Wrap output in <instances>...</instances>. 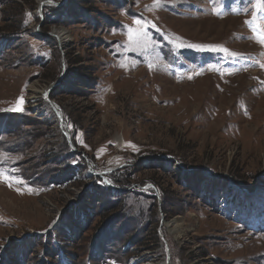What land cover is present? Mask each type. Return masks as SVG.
Segmentation results:
<instances>
[{"label": "rangeland", "instance_id": "1", "mask_svg": "<svg viewBox=\"0 0 264 264\" xmlns=\"http://www.w3.org/2000/svg\"><path fill=\"white\" fill-rule=\"evenodd\" d=\"M262 35L264 0H0V264H264Z\"/></svg>", "mask_w": 264, "mask_h": 264}, {"label": "water", "instance_id": "2", "mask_svg": "<svg viewBox=\"0 0 264 264\" xmlns=\"http://www.w3.org/2000/svg\"><path fill=\"white\" fill-rule=\"evenodd\" d=\"M40 8L42 9V5H40ZM62 78H63V75H61V77H60V79L57 81V82H55L51 87H49L46 91H44V94L45 95H47V97H48V101L50 102V104L52 105V107H53V109L55 110V112L58 114V117L61 119V123H62V127H61V129H62V133L64 134V136L67 138V140H68V142H69V144L72 146V148H74L76 151H79L78 150V148H76L75 147V145H74V142H73V139H72V136H71V134H70V129H69V126H68V124H67V122L64 120V118H63V112H62V109H61V107L59 106V104L56 102V100H52L51 98H50V93H51V91L53 90V88L54 87H56L57 85H59L60 83H61V81H62ZM58 112H60V114L58 113ZM62 113V114H61ZM81 152V151H80ZM81 154H82V156H85V153L84 152H81ZM90 167V171L92 170V173H94V175L95 176H97V177H103L105 180H106V182H107V184L109 185V186H111L113 189H114V191H116V192H121L123 189H120V188H118V187H116L114 184H112L109 180H108V178H107V176H106V174H107V172H112V171H114L115 169H106V170H104V171H101V172H97L94 168H92L91 167V165H89ZM132 188V187H131ZM131 188H129V189H127V190H130ZM127 190H123V192L124 191H127ZM169 262V261H168Z\"/></svg>", "mask_w": 264, "mask_h": 264}, {"label": "bare ground", "instance_id": "3", "mask_svg": "<svg viewBox=\"0 0 264 264\" xmlns=\"http://www.w3.org/2000/svg\"><path fill=\"white\" fill-rule=\"evenodd\" d=\"M41 3H45V2H48V1H50V0H39ZM55 34H57L56 36L59 38V40L64 44V42H66V41H64L63 40V35H62V33L60 32V31H55L54 32ZM44 96L48 99V97H47V95H45L44 94ZM33 98V97H32ZM36 98V97H35ZM22 102H24L23 100H22ZM22 102H20L18 105H16V107L17 108H19V110H21V108H22ZM60 113V112H59ZM62 114V113H61ZM60 122V121H59ZM60 124V123H59ZM61 125H62V123H61ZM119 141H122V138L120 137L119 138ZM94 175V174H93ZM95 176V175H94ZM264 198V196H258L257 197V199H258V205L260 206V204H259V202L262 200ZM262 222H264V220H262ZM143 264H167V262H149V261H147V262H145V263H143Z\"/></svg>", "mask_w": 264, "mask_h": 264}, {"label": "snow or ice", "instance_id": "4", "mask_svg": "<svg viewBox=\"0 0 264 264\" xmlns=\"http://www.w3.org/2000/svg\"><path fill=\"white\" fill-rule=\"evenodd\" d=\"M154 3H156L158 5L159 0H154ZM257 6H259V0H257ZM134 23L141 26L140 28H138V29L135 30V36L136 37L146 36V32L143 31L144 25L142 24V22L139 21V20H137ZM129 33H130V39H131L132 38V30L131 29L129 30ZM261 42L264 43V35L261 36ZM262 67H264V65H262ZM19 102H22V98H21V100ZM2 175L3 174L0 173V176H2Z\"/></svg>", "mask_w": 264, "mask_h": 264}, {"label": "trees", "instance_id": "5", "mask_svg": "<svg viewBox=\"0 0 264 264\" xmlns=\"http://www.w3.org/2000/svg\"><path fill=\"white\" fill-rule=\"evenodd\" d=\"M75 143V142H74ZM78 152V151H77ZM75 153V152H74ZM84 159V158H83ZM68 166H70V165H68ZM71 167V166H70ZM118 178V177H117ZM115 180H117V179H115ZM130 178H128V177H124L122 180H120V179H118L117 180V182H119L120 183V185L123 187V188H127V187H129V185H130ZM116 184V183H115ZM130 186H134V185H130ZM121 188V187H120Z\"/></svg>", "mask_w": 264, "mask_h": 264}, {"label": "crops", "instance_id": "6", "mask_svg": "<svg viewBox=\"0 0 264 264\" xmlns=\"http://www.w3.org/2000/svg\"><path fill=\"white\" fill-rule=\"evenodd\" d=\"M125 141V140H124Z\"/></svg>", "mask_w": 264, "mask_h": 264}]
</instances>
